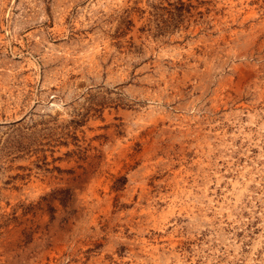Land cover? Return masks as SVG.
<instances>
[{
    "label": "rangeland",
    "instance_id": "374dc122",
    "mask_svg": "<svg viewBox=\"0 0 264 264\" xmlns=\"http://www.w3.org/2000/svg\"><path fill=\"white\" fill-rule=\"evenodd\" d=\"M0 264H264V0H0Z\"/></svg>",
    "mask_w": 264,
    "mask_h": 264
}]
</instances>
